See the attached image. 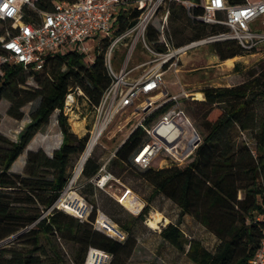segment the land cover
Wrapping results in <instances>:
<instances>
[{"label": "trees", "instance_id": "trees-1", "mask_svg": "<svg viewBox=\"0 0 264 264\" xmlns=\"http://www.w3.org/2000/svg\"><path fill=\"white\" fill-rule=\"evenodd\" d=\"M55 1L60 0H37L36 5L48 11ZM244 1L228 0L232 4ZM193 2L195 6L190 11L180 3L169 4L171 18L180 22L174 29L176 46L228 30L223 24L198 20L203 14V0ZM138 15L134 0H125L115 14L112 36L133 26ZM36 18L31 13L28 19ZM146 35L153 49L163 50L154 26L148 27ZM111 37L102 36L101 46L95 47L91 60L86 59L87 52L67 50L47 56L42 70L25 69L19 64L2 68L0 103L8 102L7 114L22 120L23 108L35 101L38 104L17 140L0 133V242L16 235L0 245V264H85L90 248L108 253L107 264L132 263L138 243L135 221L121 224L125 238L118 240L95 227V204L84 220L55 206L69 184L71 166L85 151L90 137L89 133L79 137L71 130L63 112L65 99L71 91L81 90L90 107L100 104L115 80L106 62ZM172 38L174 41L173 35ZM210 46L222 61L245 54L234 39L214 41ZM125 55L124 51L117 70ZM29 78L35 86H28ZM202 92L204 100H184L201 142L183 164L143 168L140 177L153 190L135 219L144 220L150 201L161 195L178 206L180 216L190 215L215 235L218 244L209 250L198 238L186 237L173 222L160 230L164 241L194 264H250L261 246L264 229L259 218L264 214V70L246 72L245 80L237 85L206 87ZM166 108L167 105L159 106L145 123H152ZM55 111L62 134L60 146L51 155L43 148L29 149L22 171H13V164ZM244 134L249 135L253 148L241 138ZM145 140L142 127L132 129L108 164L113 161L122 164L123 169L139 168L132 158ZM100 167L92 153L81 170L86 186H92ZM63 245L70 247L69 255Z\"/></svg>", "mask_w": 264, "mask_h": 264}, {"label": "built area", "instance_id": "built-area-1", "mask_svg": "<svg viewBox=\"0 0 264 264\" xmlns=\"http://www.w3.org/2000/svg\"><path fill=\"white\" fill-rule=\"evenodd\" d=\"M36 1L0 0V74L6 64H19L25 69L38 71L43 69L47 56L51 54L67 50L86 52L88 41L112 36L115 14L118 7L125 3V0H60L54 2L51 10L45 11L37 8ZM170 2L180 3L188 11L195 6L193 0H134L139 15L134 25L119 38L135 33L153 56L149 63L155 64L138 78L128 80L123 77L112 84L100 104L94 107L96 120L89 138L99 133L98 140L118 112L131 106L141 110L132 127H142L145 132L146 140L132 158L134 164L141 168L152 166V162L159 157L161 167L183 164L201 142L200 134L181 104L182 97L189 94L181 92L173 95L163 89L168 70L178 72L182 57L209 40L234 39L245 52L264 46V0H245L235 4L228 0H203V14L197 19L208 24H223L228 30L181 46L175 45L169 30ZM31 13L36 14V20L28 19ZM158 14L160 17L156 24L154 21ZM150 25L158 33L162 51L153 49L147 39ZM106 62L110 73L116 77L111 69L110 55L106 56ZM78 92L82 94L81 90ZM141 97L146 99L138 103ZM192 99L195 98L192 96ZM74 100L70 92L63 107L65 115L72 110ZM161 105H167L166 110L152 123L146 124V118ZM113 156L106 159L99 169L102 186L114 177L107 167ZM259 218L264 224V214ZM94 225L113 238H125V233L103 215L95 219ZM94 249L90 248L88 256ZM99 252L103 254L101 262H108L110 255L102 250ZM250 264H264V229L261 246Z\"/></svg>", "mask_w": 264, "mask_h": 264}, {"label": "rangeland", "instance_id": "rangeland-1", "mask_svg": "<svg viewBox=\"0 0 264 264\" xmlns=\"http://www.w3.org/2000/svg\"><path fill=\"white\" fill-rule=\"evenodd\" d=\"M159 17L160 14H158L154 21L156 24ZM185 19L187 20L186 16ZM168 24L170 33L174 37V42H176L174 29L178 28L180 22L173 20L170 15ZM262 28L264 29V25ZM120 36H112L110 38L111 42L106 55H110L111 59L113 58L111 69L116 75L113 84H116L123 77L124 79L129 78L128 80L138 78L155 64L149 63L153 59V56L144 47L142 40L136 37L135 33L125 35L122 38H119ZM101 38L102 36L86 43L87 60H91L94 57V49L101 46ZM214 41L218 40H209L190 50L182 57L178 72L168 70L164 76V91L173 95L180 94L181 92L189 94L188 97H182V107L196 129L197 126L194 120L185 108L184 100H204L202 92L204 88L237 85L245 80L246 72L257 71L258 73L260 70H264V46L258 47L253 52H245L241 56H235L222 61L211 49L210 43ZM124 51L126 52L124 61L117 70L116 67L119 65L121 54ZM35 85V81L29 78L28 86ZM71 92L75 100L72 110L66 114L71 130L79 137L87 133L90 135L96 120L94 108L89 106L83 92L82 94L77 90ZM198 93L201 94V97L198 96ZM192 96L195 99H192ZM145 99L146 97H141L138 103L143 102ZM37 104V101L27 104L23 108L25 113L24 118L17 120L7 114L8 102L2 100L0 103V133L11 140H17L20 131L30 122L31 112L37 107ZM57 115L58 111H55L50 117L49 123L35 135L21 157L13 164L11 168L13 171H22L26 153L29 149L43 148L51 155L53 150L60 146L62 134H60ZM140 115L141 110H136L135 106H131L114 116L91 152V154L94 153L98 158L101 166L126 139ZM241 138L247 140L253 148L254 144L249 139V135H241ZM81 156L82 154L71 166L69 184L55 206L84 220L90 212L91 205L95 204L97 207V217L99 215L105 216L122 231L124 229L121 224L135 221L134 233L138 243L131 264H194L184 253L179 252L161 238L160 230L169 222L178 224L186 237L198 238L209 250L215 249L218 244L217 237L195 221L190 215L180 216L178 206L161 195L156 196L150 201V210L144 220L135 219L147 203L153 190V187L140 177V172L144 170L143 168L123 169L122 164L111 161L107 167L114 177L106 185L102 186L101 177L97 175L92 179V186H86L84 178L81 177V172L76 174ZM160 158H156L152 162V167H161ZM126 195H129L133 200L139 201L140 207L134 209L130 204H124L122 199ZM64 203L68 204L73 210L66 209L63 206ZM115 204H118V206ZM157 219H159V222L155 227L149 225L151 220L155 221ZM15 237L16 235L7 238L0 242V245L12 241ZM63 249L68 255L70 254V247L63 245ZM107 263L105 261L100 262V264Z\"/></svg>", "mask_w": 264, "mask_h": 264}, {"label": "bare ground", "instance_id": "bare-ground-1", "mask_svg": "<svg viewBox=\"0 0 264 264\" xmlns=\"http://www.w3.org/2000/svg\"><path fill=\"white\" fill-rule=\"evenodd\" d=\"M198 96L201 97V94L198 93ZM98 136H99V133L95 134L90 139V141L88 142V144L86 146V149H85V151L83 152V154H82V156L80 158L79 165H78L77 170H76V174H79L81 172V169H82L85 161L90 156L93 148L95 147V145H96V143L98 141ZM122 202L124 204H130V206H132V208H134V209H138L140 207V205H141L139 201H137L135 199L134 200L131 199L129 195H126L125 197H123ZM63 206L66 209H68V210H73L68 204L64 203ZM158 222H159V219H157L155 221L151 220L149 222V225L152 226V227H155ZM102 259H103V254L101 252H99V250L94 249V250L91 251V253L88 256L87 264H100Z\"/></svg>", "mask_w": 264, "mask_h": 264}, {"label": "water", "instance_id": "water-1", "mask_svg": "<svg viewBox=\"0 0 264 264\" xmlns=\"http://www.w3.org/2000/svg\"><path fill=\"white\" fill-rule=\"evenodd\" d=\"M83 168V167H82ZM82 170V169H81Z\"/></svg>", "mask_w": 264, "mask_h": 264}]
</instances>
